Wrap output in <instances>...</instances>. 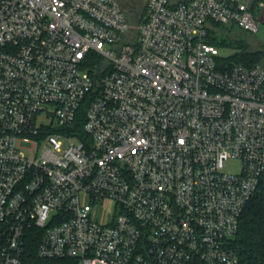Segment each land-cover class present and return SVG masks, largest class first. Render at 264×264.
Segmentation results:
<instances>
[{
	"label": "built area",
	"instance_id": "built-area-1",
	"mask_svg": "<svg viewBox=\"0 0 264 264\" xmlns=\"http://www.w3.org/2000/svg\"><path fill=\"white\" fill-rule=\"evenodd\" d=\"M144 15L133 29L123 0H0V264H22L31 229L42 259L240 264L264 67L219 69L207 38L257 34L264 2L146 0Z\"/></svg>",
	"mask_w": 264,
	"mask_h": 264
},
{
	"label": "trees",
	"instance_id": "trees-1",
	"mask_svg": "<svg viewBox=\"0 0 264 264\" xmlns=\"http://www.w3.org/2000/svg\"><path fill=\"white\" fill-rule=\"evenodd\" d=\"M263 1L264 0H260ZM128 14V13H127ZM129 16V15H128ZM130 19V17H129ZM131 21V20H130ZM216 27H232L219 24H213L209 30L207 42L215 44L217 47L234 48L240 51L234 56L233 64H227L222 57L219 63V69H229L234 65H243L252 67L264 60V50L250 52L247 46L240 43H222L217 42L211 35ZM211 38V39H210ZM102 61L95 57L88 64V71L94 78L100 77L99 68ZM88 104H85L79 113L75 128L80 139H84L85 135L82 131V122L84 113ZM40 241V232L35 229L26 232L24 248L25 251L21 257L22 264H78L74 259H42L38 256V247ZM231 248L238 254L240 264H264V175L260 179L259 187L253 198L246 206L239 225L237 236L231 241Z\"/></svg>",
	"mask_w": 264,
	"mask_h": 264
},
{
	"label": "rangeland",
	"instance_id": "rangeland-1",
	"mask_svg": "<svg viewBox=\"0 0 264 264\" xmlns=\"http://www.w3.org/2000/svg\"><path fill=\"white\" fill-rule=\"evenodd\" d=\"M125 10L127 11L133 29L139 25V23L145 17V2L146 0H123ZM264 18V15H262ZM212 38H215L216 41L222 43H235L239 45L240 43L248 47L250 52L262 51L264 50V21L259 22V32L257 34H252L238 28L237 26L232 27H216L214 33L211 35ZM211 39V38H210ZM215 45V44H214ZM216 46V45H215ZM217 47V46H216ZM221 56L225 59L227 64H233L234 56L240 51L239 49L234 48H220ZM264 67V60L258 63ZM235 169V168H234ZM112 209V204L108 203L102 207L100 211L103 214L104 220H107L108 214Z\"/></svg>",
	"mask_w": 264,
	"mask_h": 264
}]
</instances>
